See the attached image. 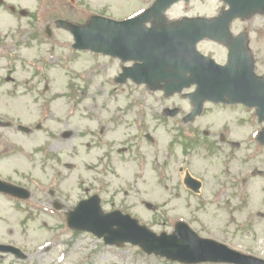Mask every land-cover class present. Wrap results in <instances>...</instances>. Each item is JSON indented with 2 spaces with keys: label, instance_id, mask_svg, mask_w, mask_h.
Here are the masks:
<instances>
[{
  "label": "rangeland",
  "instance_id": "1",
  "mask_svg": "<svg viewBox=\"0 0 264 264\" xmlns=\"http://www.w3.org/2000/svg\"><path fill=\"white\" fill-rule=\"evenodd\" d=\"M151 2L2 0L0 3V46L6 47V52H0V104L10 107L12 113L19 115L14 118H22L20 122L32 130L29 137L25 134L17 137L23 152L22 160H17L19 172L13 174L10 161L0 164L4 176L14 178L12 182L32 193L23 203L0 197V241L19 246L27 258L19 260L11 255H0V264H182L146 254L128 243L119 248L108 246L89 233L71 231L65 222L66 210H52L50 189L67 208L96 193L104 211L119 209L157 234L171 233L176 221H184L202 237L264 259V177L250 172L242 175L248 168L264 172V147L258 148L255 142H248L257 129L256 123L247 125L252 122L248 109L234 106L228 111L208 105L195 123H185L180 118L190 105L183 95L164 98L160 93H149L129 83L115 88L112 79L119 71V62L73 51L70 34L53 25L56 18L82 22L92 12L120 19L142 10ZM9 6H13L15 12L9 10ZM222 6L219 0H192L176 5L167 17L169 20L182 16L213 17L219 14ZM35 22L38 28H35ZM45 22L51 25L53 33L52 40L46 44L38 30ZM231 31L249 34L257 70L264 73V15L237 19L232 23ZM10 44H16L11 53L7 50ZM47 49L55 60L49 61L48 72L39 85V91L46 89L44 97H35L36 83L42 77L33 74V66L28 65L35 60L40 62L39 58L45 56ZM198 50L212 55L218 62L224 60L223 54L213 51L209 42L198 45ZM41 67L45 70L47 65L38 64L36 69ZM19 80L23 84L18 85ZM193 90L191 87L183 93ZM47 96L52 100L45 108L48 114H44V123L40 118L43 108L41 111L39 105ZM34 97L38 99L35 105L31 103ZM132 100L149 103L150 110L154 107L155 117H161L160 120L164 106L180 107L182 112L174 119L155 123L149 111L145 130L152 141L139 139L140 146L132 141L127 144V134H136L128 124L133 114L127 113L126 106ZM10 111L0 107V113ZM32 115H37V121L42 122L39 129L34 127L36 119L32 120ZM238 118L246 124L241 125ZM6 119L8 117L2 120ZM101 124H105L103 133L98 134ZM206 129V133H210L207 138L214 137L216 148L222 149L212 156L211 162L197 158L206 152L205 145L197 146V154L192 144L191 130L203 139L201 136H205ZM64 130L69 131L67 137L59 134ZM179 130H184L185 134ZM1 132L4 129L0 128ZM228 132L232 145L229 147L238 142L240 148L232 160L224 154L227 146L219 142L218 136L220 133L227 137ZM238 132L240 138H234ZM247 134H251L249 138ZM106 145L113 146L109 155ZM121 145V149L126 147L133 151L129 155L122 154L116 148ZM130 145L134 147L130 148ZM30 151H37V162L31 167L26 160V153ZM137 152L140 155L137 156ZM44 153L51 156L48 160L51 164H54L52 157H56L57 165L49 167ZM248 155H251L249 161L242 165V157ZM100 159L106 170L101 171ZM185 170L202 180L199 194L192 193L182 184ZM244 176H250L247 183L241 181ZM221 185L226 186L223 192L230 196H221L218 202L214 195L222 194V189H218Z\"/></svg>",
  "mask_w": 264,
  "mask_h": 264
},
{
  "label": "water",
  "instance_id": "2",
  "mask_svg": "<svg viewBox=\"0 0 264 264\" xmlns=\"http://www.w3.org/2000/svg\"><path fill=\"white\" fill-rule=\"evenodd\" d=\"M163 1L155 3L158 17L166 8ZM223 1L228 4V9L214 18L184 17L168 26L151 29L142 28L141 22L146 20L144 14L121 22L93 16L86 25L62 20L57 21V25L72 33L75 48L117 55L123 60L132 58L142 61V69L135 73L136 80L148 83L152 89H162L166 96L196 84V90L186 94L194 105L186 120H192L201 112L205 100L253 103L262 113L264 78L254 75L252 56L245 47L247 34L233 36L229 25L235 18L264 13V0ZM145 16L147 18V12ZM204 38L224 43L228 47L227 63L224 66L196 50V44ZM122 75L134 76L128 69H124ZM259 140L264 143V132L260 134ZM184 184L195 192L200 188V184L188 173ZM9 187L1 184L0 189L13 192ZM27 196L24 194V198ZM67 224L74 230L92 232L103 238L105 244L119 247L130 243L140 247L146 254L184 264H264V260L230 249L213 239L198 236L184 222H177L170 234H157L129 214L120 211L103 213L96 195L79 202L69 212ZM12 250L16 249L0 246V251ZM15 252L19 254L18 250Z\"/></svg>",
  "mask_w": 264,
  "mask_h": 264
},
{
  "label": "flooded vegetation",
  "instance_id": "3",
  "mask_svg": "<svg viewBox=\"0 0 264 264\" xmlns=\"http://www.w3.org/2000/svg\"><path fill=\"white\" fill-rule=\"evenodd\" d=\"M187 4L189 2H179V4ZM236 35V34H235ZM203 42H209L211 43V48L213 51H216V52H220L223 54V61L221 62H218L220 64H224L226 63L227 61V57H228V53H229V49L228 47L225 45V44H222V43H219V42H216V41H212V40H204L202 41L201 43ZM247 45H246V50L252 55V58H253V61H254V72L257 76H260V77H264V73L262 72H258L257 70V60H256V55L255 53H253L251 47H250V39H247ZM199 43V45L201 44ZM206 55V54H205ZM209 57H212V55H207ZM213 58V57H212ZM214 59V58H213ZM194 87V86H193ZM195 88V87H194ZM164 97V96H163ZM166 98V97H164ZM34 104V103H32ZM143 103H139L138 105L136 104H131V106H129L128 108V114L130 112H132L133 116L131 117L130 121H128V124L134 128V130L136 131V134L132 135V133H128L127 134V138H128V143L129 144L131 141V143H135L137 142L139 139H149V135L146 134V123H145V120H146V117L148 115V112L146 111V106L145 105H142ZM205 105H211V106H217V107H222V108H230V107H234V106H241V107H244L246 109H248V113L250 116H252V122L250 123H247L248 124H251V123H256L257 124V129H256V133L255 135H252L253 136V139L251 137V140L248 142H255L256 145L258 146V148H261V147H264V145H262L258 140H257V135L258 133L264 129V114L263 116L261 117L257 112H256V108L255 107H248L246 105H243V104H223V103H218V104H215V103H206ZM172 109H178L177 113L173 116V117H168V115L166 114V111L167 110H172ZM191 107H189V110L187 112H184L182 114V117L180 118L181 121H184V118L185 116L188 114V112L190 111ZM132 110V111H131ZM151 111V119L156 122H161V121H165L166 119L170 120V119H174L175 116H177L179 113H181V108L179 107H170V106H164L161 111H162V119L160 120L161 117H155V111H154V107L150 110ZM252 112V113H251ZM16 116H19L18 114ZM31 117L28 118V120L30 121ZM32 119H33V115H32ZM165 119V120H164ZM15 120L16 121H21L22 118H19V119H6L3 123V125L0 127V128H3L4 129V132L0 133V164L2 161L4 160H7L8 158L10 159V163H13V165L10 167V169H12V172L14 175L17 174V172H19V164L20 162L17 160H22V150H21V140H17V137L23 133L25 134H30L32 133V130L31 129H28V130H22L19 125H16L15 123ZM198 120V119H195L193 122L191 123H195V121ZM238 121H241V118L238 119ZM187 123V122H186ZM242 124H246L245 122L243 123V121H241V125ZM36 127H38V125H35ZM192 131V132H191ZM189 131V133L191 132V135L194 137V142L192 143L193 144V149L196 150L197 154L199 153L197 151V146L198 145H205L206 147V152H204L202 154V156H197V158L201 161V159L203 160H210L211 162V159L213 155H215L216 153L218 152H221L220 150L221 147L219 148H216V144L213 142L214 141V137H211L210 139H208L210 133H206L208 130H205V136H201V138L203 139H199V134H195V130H191ZM180 133L182 134H185L184 130H179ZM251 134H247V138H249ZM220 140L219 142L222 143L223 145L227 146V149L223 150L224 154H228L227 157L228 159L232 160L234 158V153H238L240 151V148H239V144L238 142H235L234 146L236 147H229L231 144H230V140H229V132L227 133V137L226 135L222 134L220 136V133L218 134ZM234 138H240V132H238L237 134H234ZM208 137V138H207ZM233 139V138H232ZM236 141V139H235ZM221 144V145H222ZM230 144V145H229ZM216 145V146H215ZM220 145V146H221ZM232 146V145H231ZM49 147H53L52 144H49ZM131 147H134V145H130V148ZM133 149V148H132ZM37 151H30V153L26 154V160L30 163V167L32 165H34L36 162H37V157L35 156V153ZM222 152V153H223ZM206 154V155H205ZM201 159H200V158ZM249 157H251V155H248V156H244L242 157V165H244V163H246V161H249ZM51 158V156L48 154L47 155V165L49 167H54L56 164H57V158L56 157H52L53 161H54V164H51L48 160ZM227 161V160H226ZM221 162H223L222 164H224V160H222ZM99 165L101 166L102 165V162L99 163ZM248 172H250V174L252 173V175H255V176H260V177H264V172L260 169H244L243 170V174L242 175H245L247 174ZM2 177H5L7 180L9 181H13L14 178L12 177H6L4 176V173L2 172V166L0 165V178ZM196 180H198L201 184V187L203 185L202 183V180H200L199 178L197 177H194ZM250 178V176H244L241 178V181L242 183H247L248 179ZM15 184V182H13ZM215 185L217 184L215 181H214ZM225 188L226 186L224 185H221L219 186L218 189H222V194L219 192L218 194L216 193L214 195V197H217V201L219 202V198L222 196H226V197H229L230 195H228L226 192H223L225 191ZM0 195H2L0 193ZM1 197V196H0ZM224 198V197H223ZM262 202H264V200H262ZM258 215L260 216L261 213L259 212Z\"/></svg>",
  "mask_w": 264,
  "mask_h": 264
}]
</instances>
